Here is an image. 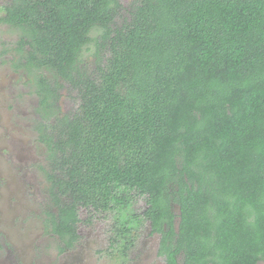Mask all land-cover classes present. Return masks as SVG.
<instances>
[{"label":"trees","instance_id":"16d2710c","mask_svg":"<svg viewBox=\"0 0 264 264\" xmlns=\"http://www.w3.org/2000/svg\"><path fill=\"white\" fill-rule=\"evenodd\" d=\"M0 8L34 82L60 251L81 207L126 221L136 195L166 264L264 262V0H132L119 24L120 0Z\"/></svg>","mask_w":264,"mask_h":264},{"label":"rangeland","instance_id":"374dc122","mask_svg":"<svg viewBox=\"0 0 264 264\" xmlns=\"http://www.w3.org/2000/svg\"><path fill=\"white\" fill-rule=\"evenodd\" d=\"M11 1L0 0V7ZM131 1L120 0L118 24L127 16L124 9ZM20 36L19 29L0 22V264H166L158 254L159 235L151 233L150 220L142 216L146 199L136 195L128 215L137 216L126 217L128 222L113 212L96 214L81 207L80 238L66 252L60 251L62 242L46 226V212L56 208L41 168L48 166L47 147L37 141L34 82L8 67ZM80 63L87 72L95 67L89 53ZM59 94L60 113L69 115L77 107L78 94L67 83Z\"/></svg>","mask_w":264,"mask_h":264},{"label":"flooded vegetation","instance_id":"af4514ba","mask_svg":"<svg viewBox=\"0 0 264 264\" xmlns=\"http://www.w3.org/2000/svg\"><path fill=\"white\" fill-rule=\"evenodd\" d=\"M6 5V4H5ZM0 11H1V13H2V15L4 14V10H1L0 9ZM5 24V23H4ZM5 25H7V24H5ZM19 40V39H18ZM17 54V49H16V53H15V55ZM12 56H13V54L10 56V59H11V61H12ZM8 67H10L11 69H12V72L14 73V74H23V75H25V76H27V73L24 71V69L22 68V67H17V64L15 63V62H12V66L11 65H9ZM13 69L14 70H16L17 72H15V71H13ZM34 86H36L35 84H34ZM35 97H36V95H35ZM37 99V98H36ZM96 214H100V213H97L96 212ZM80 219V218H79ZM80 222V220L77 222V227H78V223ZM77 233H78V231H77ZM79 234V233H78ZM155 234H157V233H155ZM159 235V234H158ZM79 238H80V235H79ZM78 238V239H79ZM159 238H160V235H159ZM67 249V248H66ZM63 250V251H67V250Z\"/></svg>","mask_w":264,"mask_h":264}]
</instances>
